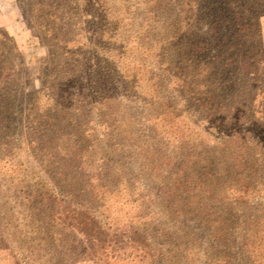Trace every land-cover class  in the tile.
I'll return each instance as SVG.
<instances>
[{
  "label": "trees",
  "instance_id": "trees-1",
  "mask_svg": "<svg viewBox=\"0 0 264 264\" xmlns=\"http://www.w3.org/2000/svg\"><path fill=\"white\" fill-rule=\"evenodd\" d=\"M34 2L44 34L54 41V59L30 111L41 128L32 141L67 171L84 168L79 181L90 197L69 208L80 237L65 249L63 263L130 264L139 257L146 264H264V0H149L162 9L164 27L154 47L141 48L160 56L163 67L155 79L152 66L143 67L161 89L155 101L132 93V80L113 78L106 60L82 54L80 46L105 42L95 28L86 29L88 41L80 43L77 26H85L81 17L91 0ZM7 58L0 60V116L6 122L17 91L14 60ZM89 66L96 67L94 75ZM87 77L93 78L86 84ZM115 80L124 92L115 91ZM136 101H148L149 117ZM135 149L152 163L149 174L162 172L160 224L146 195L136 197L139 209L126 222L106 214L107 198L134 180L114 155L127 158ZM56 195L36 187L27 201L44 212ZM201 228L204 252L196 248ZM151 230L161 236L160 246ZM7 247L0 231V248Z\"/></svg>",
  "mask_w": 264,
  "mask_h": 264
},
{
  "label": "rangeland",
  "instance_id": "rangeland-1",
  "mask_svg": "<svg viewBox=\"0 0 264 264\" xmlns=\"http://www.w3.org/2000/svg\"><path fill=\"white\" fill-rule=\"evenodd\" d=\"M38 10L34 0H0V60H6L4 55L8 53L7 60H14L11 63L17 74L15 76L17 91L13 92L14 100H11L8 122L0 116V231L8 243L7 248H0V264H64L65 249L73 242V237H80L69 208L90 198L79 181L81 173L84 174V168L78 167L67 171L63 168L61 159L51 157L46 148L44 150L47 151L43 149L37 151L32 141L41 128L34 121L30 111L35 105L36 93L42 88L44 75L52 70L54 59L52 57L54 41L49 40L44 34V23L39 18ZM84 10L81 18L85 19V26L82 23L77 26L82 28L79 31L80 43L87 42L89 36L87 30L95 28L96 33H99V37L101 36V40L105 42H101L102 47L99 48L89 43L87 47L80 46L82 54L93 56V60H106L113 69V78H121L126 82L132 80L129 88L132 93L140 94V98L151 101L159 99L153 94L161 89L156 90L154 86L156 87L157 83L155 82L153 86V82L148 81L149 74H144L143 67L151 65L152 71L156 72L151 77L155 79L153 76L163 69L159 62L160 56L155 58L152 55L153 51L141 48L148 47V44L154 47L158 38L162 36L164 28L162 9L154 7V3L149 0H91V5ZM260 20L264 42V17ZM1 38L12 39L13 42H5ZM13 44L21 53L20 56L15 55ZM71 46L76 47L78 44L71 43ZM95 68L89 66L92 75ZM92 78L87 77L86 84ZM116 81L112 83L115 87L118 86ZM116 90L119 93L124 92L122 87H117ZM147 102L136 101L134 105L149 117ZM42 136L40 135V139ZM89 140H94L93 145L97 143L93 135ZM142 140H135L132 144L140 143ZM43 144H48L45 139ZM137 151L138 149H135V153L130 157L128 154L127 158L118 153L114 155V160L120 162L123 174L128 177L131 175L134 180H130L131 185H128V189L121 186L116 194L107 198L106 214L117 216L116 220L126 222L129 217L135 216L139 209L136 197L146 195L145 200H148L151 206H145L152 208L156 223L160 224L163 220L160 181L162 172L149 174L152 163L148 161L147 166L145 157L139 156ZM91 154L93 156V152ZM71 179L73 187L67 190L64 184L66 180ZM36 187L42 190L46 188L57 194L58 200L49 203L44 212H37L34 205L27 201L30 189ZM68 191L73 196L67 195ZM150 232L155 245L160 246L161 236L154 230ZM205 232L204 228H201L202 234L198 237L196 246L201 252H204L207 242ZM201 255L205 257V254ZM75 264L99 263L84 259L78 260ZM130 264L146 262L134 257Z\"/></svg>",
  "mask_w": 264,
  "mask_h": 264
}]
</instances>
